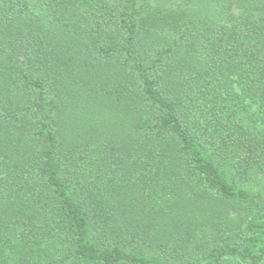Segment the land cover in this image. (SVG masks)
I'll list each match as a JSON object with an SVG mask.
<instances>
[{"label": "trees", "instance_id": "16d2710c", "mask_svg": "<svg viewBox=\"0 0 264 264\" xmlns=\"http://www.w3.org/2000/svg\"><path fill=\"white\" fill-rule=\"evenodd\" d=\"M0 264H264V0H0Z\"/></svg>", "mask_w": 264, "mask_h": 264}]
</instances>
